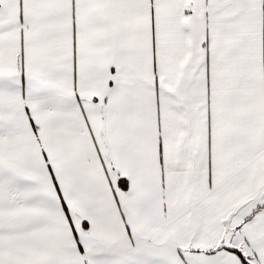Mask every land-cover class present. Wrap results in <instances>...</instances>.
I'll use <instances>...</instances> for the list:
<instances>
[{
    "label": "snow or ice",
    "instance_id": "obj_1",
    "mask_svg": "<svg viewBox=\"0 0 264 264\" xmlns=\"http://www.w3.org/2000/svg\"><path fill=\"white\" fill-rule=\"evenodd\" d=\"M0 264H264V0H0Z\"/></svg>",
    "mask_w": 264,
    "mask_h": 264
}]
</instances>
